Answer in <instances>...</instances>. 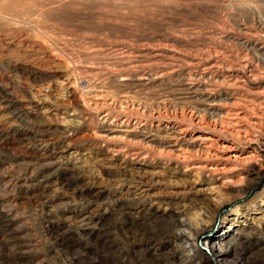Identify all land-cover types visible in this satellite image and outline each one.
Here are the masks:
<instances>
[{
	"label": "rangeland",
	"instance_id": "374dc122",
	"mask_svg": "<svg viewBox=\"0 0 264 264\" xmlns=\"http://www.w3.org/2000/svg\"><path fill=\"white\" fill-rule=\"evenodd\" d=\"M260 115L264 0H0V264H264Z\"/></svg>",
	"mask_w": 264,
	"mask_h": 264
},
{
	"label": "bare ground",
	"instance_id": "6f19581e",
	"mask_svg": "<svg viewBox=\"0 0 264 264\" xmlns=\"http://www.w3.org/2000/svg\"><path fill=\"white\" fill-rule=\"evenodd\" d=\"M82 96L83 95H80L79 98L83 99ZM97 103L98 102H96L94 104H97ZM139 106H140V104L137 107L138 109L142 108L141 106L140 107ZM145 109L146 108L143 107V109L141 111L145 113ZM153 112H155V111H153ZM156 112H159V111H156ZM107 115H108V113H105L104 117ZM180 115L182 117H188L191 121H193L192 118H194V115L192 114V112H190L186 109L181 110ZM174 116L176 117L177 114L175 113ZM263 116H261L262 120L258 119L259 120L258 122L257 121L249 122V123H247L246 126H242L243 128H239V127L235 128L234 125L237 123H234L235 120L232 122L230 119H228V120L219 119V120H213V121L204 120V122H203L201 119H204V118H200L199 121L196 122V124H200V122L204 123L207 127L212 128V130L221 131V132L225 133L226 135L230 136L233 142L241 144L242 146L246 145L245 151H242V152L235 151L234 152L235 154L229 155L226 158H229V159L233 160L234 162H239L242 164L247 163V164L256 165V164H259V160H260L259 156L257 154V149H259L260 147H264V127H262V126H264V123H263L264 117ZM234 117L237 119V121H239L243 118V116H238V114L235 115ZM154 118H157L158 120L160 119L158 114ZM249 126L250 127L253 126L255 129H258V131L255 133L256 130L253 131L254 129L252 130ZM166 127L168 130H171L174 133L173 138H175L173 144H167L166 145L167 146V152L168 151L173 152L175 155L181 156L183 159L185 157H188L187 155H183V154H185V151L183 150V148L180 147V145L176 144V143H179V141H180L179 137H178V133H183L184 128H179V126H177L176 124L171 125L170 122H168V121L165 125V128ZM192 136H190V137H192ZM198 137L200 140L203 141L204 144H200L198 146L197 150H195V152L193 151L194 152L193 155H195V156H204V157H210V158L211 157H220L221 158L222 155L219 154L220 152L227 151V150H230L233 148L232 144H228L224 141L218 142L215 138H213L211 136H203L202 135V136H198ZM123 139L125 142H127L126 137H123ZM177 145L179 147H176ZM161 151H162V149H161ZM237 152H238V154H236ZM203 166L206 167L205 165H203ZM200 167L201 166H196L195 168H200ZM223 168H224V166H223ZM213 169H214L213 171H215V172L220 170L218 165L214 166ZM222 170H224V169H222ZM221 172H223V171H221ZM237 179H238L237 181H230L227 183L224 181L225 183L223 182V184H230L231 183L233 185H235V184L237 185V183H242V181H243L242 176H240V178H237ZM226 252H227L226 246L222 250H220V249L217 250L216 248L215 249L211 248V256L215 257V260H217V258L221 259L222 256Z\"/></svg>",
	"mask_w": 264,
	"mask_h": 264
}]
</instances>
